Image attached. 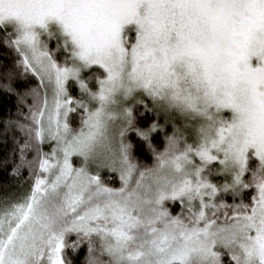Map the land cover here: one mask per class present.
I'll return each mask as SVG.
<instances>
[{
    "label": "snow or ice",
    "instance_id": "snow-or-ice-1",
    "mask_svg": "<svg viewBox=\"0 0 264 264\" xmlns=\"http://www.w3.org/2000/svg\"><path fill=\"white\" fill-rule=\"evenodd\" d=\"M4 98L0 264H264V0H0Z\"/></svg>",
    "mask_w": 264,
    "mask_h": 264
},
{
    "label": "trees",
    "instance_id": "trees-1",
    "mask_svg": "<svg viewBox=\"0 0 264 264\" xmlns=\"http://www.w3.org/2000/svg\"><path fill=\"white\" fill-rule=\"evenodd\" d=\"M9 108H14V99H10V98L0 99V111L7 110ZM129 138L136 145L134 154L140 160L150 163L151 162V156L147 152L146 148L143 146L142 142L138 141L134 134H130ZM116 181L117 180L115 179V177H113V182L115 183ZM5 183L10 184L11 188L4 187L3 185H5ZM12 190L19 191V189H16L15 182L13 180H11V178L6 177L3 173H0V194L4 193L6 191H12ZM82 254L83 253H81V255ZM77 259H79V257H77Z\"/></svg>",
    "mask_w": 264,
    "mask_h": 264
},
{
    "label": "rangeland",
    "instance_id": "rangeland-1",
    "mask_svg": "<svg viewBox=\"0 0 264 264\" xmlns=\"http://www.w3.org/2000/svg\"><path fill=\"white\" fill-rule=\"evenodd\" d=\"M115 183H117L118 184V181H116ZM74 238V237H73Z\"/></svg>",
    "mask_w": 264,
    "mask_h": 264
}]
</instances>
